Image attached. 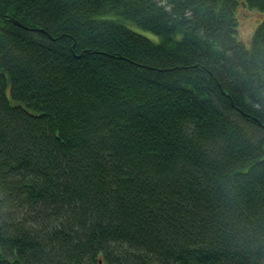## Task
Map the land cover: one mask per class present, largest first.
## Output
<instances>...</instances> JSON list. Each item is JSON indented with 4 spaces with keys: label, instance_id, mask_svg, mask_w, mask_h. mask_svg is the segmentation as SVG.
I'll return each mask as SVG.
<instances>
[{
    "label": "trees",
    "instance_id": "obj_1",
    "mask_svg": "<svg viewBox=\"0 0 264 264\" xmlns=\"http://www.w3.org/2000/svg\"><path fill=\"white\" fill-rule=\"evenodd\" d=\"M240 6L264 13L0 0V264H264V19L247 48Z\"/></svg>",
    "mask_w": 264,
    "mask_h": 264
},
{
    "label": "rangeland",
    "instance_id": "obj_2",
    "mask_svg": "<svg viewBox=\"0 0 264 264\" xmlns=\"http://www.w3.org/2000/svg\"><path fill=\"white\" fill-rule=\"evenodd\" d=\"M237 16L239 20V39L247 48H251L254 30L256 29L257 25L264 19V13L256 9H250L248 7L240 6ZM134 30L149 36L155 41H159V37L157 35L144 31L137 26H134Z\"/></svg>",
    "mask_w": 264,
    "mask_h": 264
}]
</instances>
